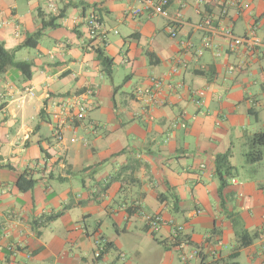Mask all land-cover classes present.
<instances>
[{
	"label": "crops",
	"instance_id": "crops-1",
	"mask_svg": "<svg viewBox=\"0 0 264 264\" xmlns=\"http://www.w3.org/2000/svg\"><path fill=\"white\" fill-rule=\"evenodd\" d=\"M144 2L0 0V43L32 64L30 80L14 68L0 77V264H94L98 239L112 244L101 264H264V184L251 175L264 160L246 172L235 164L263 132L264 55L228 53L218 33L222 57L202 50L198 26L214 0H171L166 16ZM92 11L109 32L112 75L90 47ZM221 18L238 36L255 27L264 45V0ZM43 25L35 52L17 59ZM153 78L163 84L149 104L138 89ZM89 91L85 120L57 138L53 100ZM228 151L235 174L220 197L215 160ZM145 214L163 219L159 231ZM173 225L183 228L175 239ZM244 231L259 237L239 249Z\"/></svg>",
	"mask_w": 264,
	"mask_h": 264
},
{
	"label": "built area",
	"instance_id": "built-area-1",
	"mask_svg": "<svg viewBox=\"0 0 264 264\" xmlns=\"http://www.w3.org/2000/svg\"><path fill=\"white\" fill-rule=\"evenodd\" d=\"M201 2L202 0H198ZM171 0H145V10L150 11L153 15L166 16L167 8L170 5ZM241 0H214L215 10H208L204 16V20L198 26L205 34L202 40V50L212 51L216 58H220L223 55L219 43L215 42L212 38L214 34H220V36L227 41L226 51L228 53H235L239 48L244 47L248 52H261L264 55V45L257 37V30L253 27L249 32L243 36H238L234 33L232 28L221 26V17H226L228 14L240 7ZM142 9L132 8L127 10L126 14L133 19L140 17ZM85 24L87 27V34L91 40V49L101 50V48L107 45L109 40V32L104 28L101 15L97 11H92L85 17ZM184 24L182 16L178 15L171 21L169 34L174 39L178 36V30ZM118 34V32H115ZM193 48V44H187V47ZM181 64V61L179 62ZM177 69L174 73H177ZM161 79L153 78L151 80V87L139 88L138 95L144 97L149 104H155L159 95V91L162 85ZM92 91H89L83 96H71L61 99L53 100V112L50 114L53 119V130L57 138H62V132L68 126L74 125L76 122H82L85 120L88 110L91 106ZM32 95V93L30 92ZM200 97L204 96L203 92H199ZM72 142H76L75 139ZM145 222L149 229L153 232H157L163 226V219L157 215H144ZM174 239L181 234L182 226L173 225ZM94 252V264H101L98 262L105 252H107V241L105 239H98L95 243ZM124 257V256H122ZM186 261V259L184 258Z\"/></svg>",
	"mask_w": 264,
	"mask_h": 264
},
{
	"label": "trees",
	"instance_id": "trees-1",
	"mask_svg": "<svg viewBox=\"0 0 264 264\" xmlns=\"http://www.w3.org/2000/svg\"><path fill=\"white\" fill-rule=\"evenodd\" d=\"M48 26V25H47ZM46 25L42 27L36 34L29 36L22 44V48L34 49L37 47L40 38ZM56 27V26H53ZM98 61L107 75H112L113 60L106 56L102 50H96ZM9 68H14L21 72L27 80L32 78V64L28 62H16L14 52H9L5 49L4 44L0 43V77L7 73ZM249 151L246 154V162L249 165L261 163L264 160V132L256 133L248 139ZM230 151L225 154L218 155L215 160V172L220 183L219 195L222 197L224 189L229 185V180L233 178L235 169L230 164ZM10 166L7 165L6 168ZM61 215V214H60ZM57 215L55 218H58ZM53 220V218H50ZM259 237V233L249 235L247 232H242L239 236V249L251 245L254 240ZM107 241V240H106ZM112 247V244L107 241V250ZM239 255L237 252L233 255V259ZM238 264V263H233Z\"/></svg>",
	"mask_w": 264,
	"mask_h": 264
},
{
	"label": "rangeland",
	"instance_id": "rangeland-1",
	"mask_svg": "<svg viewBox=\"0 0 264 264\" xmlns=\"http://www.w3.org/2000/svg\"><path fill=\"white\" fill-rule=\"evenodd\" d=\"M259 36H261V34H259ZM34 52H35V50H33L31 48H24L21 51V53L19 55H17V59H19V60H21V59L22 60L27 59V57L29 56V53H34ZM17 84H20V81H18ZM257 110L260 112L259 115H258V118L260 120H259V122L256 121L257 124H258V126H259V128L256 131H263L264 132V107H262V105L259 104L257 106ZM253 120H256V117H253ZM36 121H38V119H36ZM42 127L43 128H47V125L46 124H43ZM244 150L246 152V148ZM242 152L243 151H240V153H242ZM235 161H236L235 164L237 165V167L239 168L240 171L242 170V168H241L242 166L245 167L244 168L245 169L244 170L245 172L250 170L251 167H249V166H251V165H248L246 163L245 156L243 157L241 154H238L236 156V160ZM256 169H257V173H256L257 175L255 173H252L251 175L254 176V177H256L258 180H260L264 184V161H263V163H261V166L259 168L257 167ZM138 227L141 228L142 225L139 224ZM144 242H147V241H145V238H144Z\"/></svg>",
	"mask_w": 264,
	"mask_h": 264
}]
</instances>
